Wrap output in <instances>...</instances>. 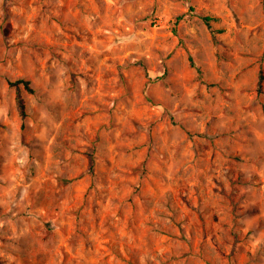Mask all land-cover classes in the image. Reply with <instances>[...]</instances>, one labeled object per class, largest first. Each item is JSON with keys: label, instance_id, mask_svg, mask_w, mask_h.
<instances>
[{"label": "rangeland", "instance_id": "1", "mask_svg": "<svg viewBox=\"0 0 264 264\" xmlns=\"http://www.w3.org/2000/svg\"><path fill=\"white\" fill-rule=\"evenodd\" d=\"M261 71L264 0H0V264H264Z\"/></svg>", "mask_w": 264, "mask_h": 264}, {"label": "trees", "instance_id": "2", "mask_svg": "<svg viewBox=\"0 0 264 264\" xmlns=\"http://www.w3.org/2000/svg\"><path fill=\"white\" fill-rule=\"evenodd\" d=\"M184 18H185L184 15L178 16L175 19V25H177L179 23V21L184 19ZM203 19L206 23L210 24V21H212L214 18L207 15V16H204ZM175 29H176V27H175ZM219 31L220 30H212V33L215 35L216 32H219ZM141 65H144V64L141 62ZM198 72H199V74L202 73V71L200 69H198ZM263 80H264V75L261 71L260 77H259V87H258L259 91H262ZM9 84L16 91L17 108H18V111H19L21 118L23 120H25L28 117V106H27L26 97L24 95V90H26L30 93H34L35 89L32 86L31 81L28 79H25V78H18L16 80H9Z\"/></svg>", "mask_w": 264, "mask_h": 264}]
</instances>
